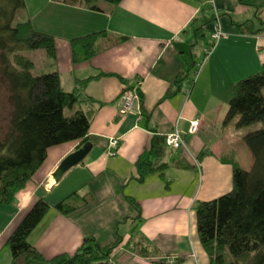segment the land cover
Listing matches in <instances>:
<instances>
[{"label":"crops","instance_id":"0c3cea01","mask_svg":"<svg viewBox=\"0 0 264 264\" xmlns=\"http://www.w3.org/2000/svg\"><path fill=\"white\" fill-rule=\"evenodd\" d=\"M23 1L33 29L55 41V60L44 59L43 72L58 73L62 91L73 94L77 108L88 117L89 132L83 146L74 142L50 149L14 202L0 207V264H10L7 239L39 200L49 211L28 242L46 260L72 256L84 238L100 246L120 238L111 264L177 259L175 264H208L194 209L196 203L232 190L233 164L244 170L252 166L242 143L246 132L234 122L225 125L224 118L234 84L264 64V18L258 17L264 0H121L112 11L99 3V12L62 0ZM245 23L252 25L253 33L237 32L236 26ZM201 27V41L210 38L204 48L197 46L200 40L194 33ZM218 31L221 37L204 57ZM100 32L112 41L99 40L100 51L89 61H83L77 49L73 62L71 41ZM193 65L197 74L192 86L191 73L178 93L163 99L175 79ZM133 86L139 88L140 101L120 115L121 93ZM195 119L199 127L190 134ZM174 130L182 135L183 146L179 151L165 147L158 161L167 165L163 176L137 183L136 162L152 138ZM111 139L118 140L112 158L107 154ZM82 149L80 163L55 184L51 176L59 164ZM71 197L73 212L62 215L54 209ZM128 198L139 205V217ZM138 238L156 249V258L143 259L130 250Z\"/></svg>","mask_w":264,"mask_h":264},{"label":"trees","instance_id":"16d2710c","mask_svg":"<svg viewBox=\"0 0 264 264\" xmlns=\"http://www.w3.org/2000/svg\"><path fill=\"white\" fill-rule=\"evenodd\" d=\"M62 2L99 12V3L106 4L112 11L121 0ZM236 30L240 34L253 33L250 23L237 25ZM194 33L196 40H201L203 28L196 29ZM99 40L112 41L105 32L72 40L73 62H77V49L83 61L97 55ZM124 40L116 39L117 42ZM210 47L212 43L206 46ZM24 51L42 52L46 61H54L55 41L33 29L23 0H0V79L7 85L11 106L8 131L0 141V207L14 202L15 196L42 168L50 149L74 142L83 146L89 132L88 117L77 108L76 97L62 91L58 73L34 76L35 63L19 54ZM193 69L194 65L191 69L186 68L184 75L175 79L163 99L178 93L180 84L191 73L196 75L197 71ZM192 83L193 80L189 79L190 87ZM263 89L264 64L258 73L238 81L231 90L224 124L234 122L236 129L259 124L260 129L250 130L242 137V143L252 157L250 170L233 164L232 190L195 205L197 237L208 257V264H264ZM137 94L140 101L139 88ZM165 147L164 137L152 138L149 150L136 162L137 183L142 184L151 175L163 176L167 165L158 164V161L164 156ZM72 199L57 204L54 209L68 215L75 210ZM127 201L139 217V205L132 199ZM48 211L49 206L45 202H35L9 236L6 245L11 255L10 264H111V254L120 244V238L107 246H100L93 238H84L72 256L44 259L28 242V237ZM130 250L143 259L157 257L156 249L143 238H138ZM179 261L177 259L173 263ZM152 264L167 263L156 261Z\"/></svg>","mask_w":264,"mask_h":264},{"label":"built area","instance_id":"2783aa9c","mask_svg":"<svg viewBox=\"0 0 264 264\" xmlns=\"http://www.w3.org/2000/svg\"><path fill=\"white\" fill-rule=\"evenodd\" d=\"M221 37V33L215 32L211 38L212 43L216 40H218ZM212 47L206 48L204 51V57L209 56L211 53ZM201 65V64H200ZM197 74V73H196ZM196 76V75H195ZM137 86H133L130 88L125 89L119 98V114L120 115H125L128 114L132 111V107L134 102L139 101V97L137 94ZM199 127V120L195 119L190 123V129L189 133L194 134L197 132ZM164 137V143L167 148H169L172 151H179L181 147L183 146V138L182 135L174 130L168 134H166ZM118 147V140L117 139H111L109 141V151H108V156L109 157H115L116 155V150Z\"/></svg>","mask_w":264,"mask_h":264},{"label":"rangeland","instance_id":"374dc122","mask_svg":"<svg viewBox=\"0 0 264 264\" xmlns=\"http://www.w3.org/2000/svg\"><path fill=\"white\" fill-rule=\"evenodd\" d=\"M259 9V15L258 17H261V21L264 18V7L258 8ZM257 9V10H258ZM204 41V42H203ZM203 41H198L199 43L197 44V46L203 47L206 45V43L208 41H210L209 37H206ZM213 44V43H212ZM19 54L24 55L25 57L32 59L33 62L35 63V70L32 71V74L34 76H40V75H45L47 73L43 72L44 71V67L46 65H43V53L42 52H30V51H24L21 52ZM203 55V54H202ZM202 60V59H201ZM204 60V58H203ZM202 60V61H203ZM200 64L201 61L199 63V68H200ZM198 68V70H199ZM193 78L191 80L194 81L195 76H192ZM192 82V81H191ZM10 113H11V106L8 102V89H7V85L5 82H3L0 79V141L2 140L3 136L7 133L8 131V127H9V120H10ZM260 129V125L256 124L253 125L250 128H244V129H240L242 133L244 132H249L250 130H257ZM242 165V164H241ZM231 190H229L230 192ZM228 193V192H227ZM224 195V194H223ZM222 196V195H221ZM220 197V196H219ZM167 264H173V263H168Z\"/></svg>","mask_w":264,"mask_h":264},{"label":"water","instance_id":"95a60500","mask_svg":"<svg viewBox=\"0 0 264 264\" xmlns=\"http://www.w3.org/2000/svg\"><path fill=\"white\" fill-rule=\"evenodd\" d=\"M85 155V150L82 149L81 151H78L76 154L69 156L65 160H63L59 166L56 168V170L53 172L51 178L54 181V183H58V181L63 177V175L70 170L72 167L76 166L78 163H80L82 157Z\"/></svg>","mask_w":264,"mask_h":264}]
</instances>
